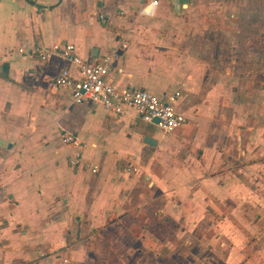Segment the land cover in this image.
Wrapping results in <instances>:
<instances>
[{
    "label": "crops",
    "instance_id": "obj_1",
    "mask_svg": "<svg viewBox=\"0 0 264 264\" xmlns=\"http://www.w3.org/2000/svg\"><path fill=\"white\" fill-rule=\"evenodd\" d=\"M67 43L186 123L73 102ZM0 264H264V0H0Z\"/></svg>",
    "mask_w": 264,
    "mask_h": 264
},
{
    "label": "built area",
    "instance_id": "obj_2",
    "mask_svg": "<svg viewBox=\"0 0 264 264\" xmlns=\"http://www.w3.org/2000/svg\"><path fill=\"white\" fill-rule=\"evenodd\" d=\"M156 3V1L150 2L142 9V12H150ZM126 48L127 42L123 39L118 50ZM19 52L24 53L22 50ZM32 54L34 58L41 61L48 60L52 54H58L77 67L79 79L72 78L68 69L63 70L55 79V86L68 89L75 103H99L106 111L115 115H121L125 108H133L142 120L149 123L157 120L156 125L164 132L177 130L186 123L185 116L175 107L180 97L179 93L160 98L143 89L118 90L108 82L107 75L112 61L117 57L115 50L104 56L99 62L82 60L76 55L75 48L70 43L58 44L51 51L37 49ZM61 142L77 149L80 148L77 137L70 133L62 134ZM81 162L79 151L69 160L72 167L79 166Z\"/></svg>",
    "mask_w": 264,
    "mask_h": 264
},
{
    "label": "water",
    "instance_id": "obj_3",
    "mask_svg": "<svg viewBox=\"0 0 264 264\" xmlns=\"http://www.w3.org/2000/svg\"><path fill=\"white\" fill-rule=\"evenodd\" d=\"M154 122H156L157 123V120H154ZM146 142H148V143H151V141L150 140H146Z\"/></svg>",
    "mask_w": 264,
    "mask_h": 264
}]
</instances>
